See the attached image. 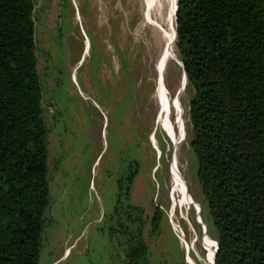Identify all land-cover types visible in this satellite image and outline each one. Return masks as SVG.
Returning a JSON list of instances; mask_svg holds the SVG:
<instances>
[{"label":"rangeland","instance_id":"obj_1","mask_svg":"<svg viewBox=\"0 0 264 264\" xmlns=\"http://www.w3.org/2000/svg\"><path fill=\"white\" fill-rule=\"evenodd\" d=\"M32 1L49 186L38 264H124L123 252L114 251L100 229L116 205L118 179L126 173L133 174L128 202L141 210L149 263L194 264L189 252L200 264H214L217 233L190 145L194 92L189 86L178 158L190 194L191 225L174 221L187 249L168 217L171 165L164 139L169 138L160 132L152 95L156 39L141 1ZM173 33L175 42V23ZM175 59L164 73L170 90L184 75Z\"/></svg>","mask_w":264,"mask_h":264},{"label":"trees","instance_id":"obj_2","mask_svg":"<svg viewBox=\"0 0 264 264\" xmlns=\"http://www.w3.org/2000/svg\"><path fill=\"white\" fill-rule=\"evenodd\" d=\"M33 14L32 0H0V264H38L49 203ZM175 29L214 264H264V0H178ZM132 178L100 230L124 264H150Z\"/></svg>","mask_w":264,"mask_h":264},{"label":"bare ground","instance_id":"obj_3","mask_svg":"<svg viewBox=\"0 0 264 264\" xmlns=\"http://www.w3.org/2000/svg\"><path fill=\"white\" fill-rule=\"evenodd\" d=\"M140 1L142 3L143 15L146 23L150 25L152 35H154L156 39V63L158 69L156 71V89L152 95L156 103L157 115L160 120V132L169 138L167 140L164 139V144L167 145L164 153L165 156L170 160L171 165V186L169 190L170 208L168 211V217L175 232L178 234L184 249H187L188 246L185 244L183 234L174 223L177 218H180L181 221L183 220L187 224L191 225L189 218L190 215L187 207L191 206V200L188 196L190 194H187L185 191V187L187 185L186 177L180 169L178 158L179 148L184 142L187 129L185 108L183 104V96L186 90L187 80L184 75H182L178 82V87L175 90L174 88L170 90L168 88L169 84L164 76L165 71H162L161 75L158 74L161 69L160 67L164 64L167 68H169L171 62H177L172 49L174 44L173 30L177 0ZM178 63L179 67L181 68V63L179 60ZM178 89H180L179 94L177 97L173 98L175 92ZM206 239L209 240L208 237Z\"/></svg>","mask_w":264,"mask_h":264},{"label":"water","instance_id":"obj_4","mask_svg":"<svg viewBox=\"0 0 264 264\" xmlns=\"http://www.w3.org/2000/svg\"><path fill=\"white\" fill-rule=\"evenodd\" d=\"M177 4H178V0H177V2H176L175 19H176ZM161 61H162V59H161ZM160 68H161V69H160V72L158 73V74H160V75H161L162 71L167 70V67L165 66V64H164L163 66H161ZM181 68H182V63H181ZM183 73H184V72H183ZM184 77L186 78L185 73H184ZM179 91H180V89H178V90L175 92L173 98L177 97V95L179 94ZM204 237H205V235H204ZM216 251H217V247H216V249H215V254H216ZM214 257H215V256H214Z\"/></svg>","mask_w":264,"mask_h":264},{"label":"flooded vegetation","instance_id":"obj_5","mask_svg":"<svg viewBox=\"0 0 264 264\" xmlns=\"http://www.w3.org/2000/svg\"><path fill=\"white\" fill-rule=\"evenodd\" d=\"M184 241H185V240H184ZM187 256H191V257L194 259V261H193L194 264H200V263L197 261V259L195 258V254L190 253V255H189V252H188V253H187Z\"/></svg>","mask_w":264,"mask_h":264}]
</instances>
